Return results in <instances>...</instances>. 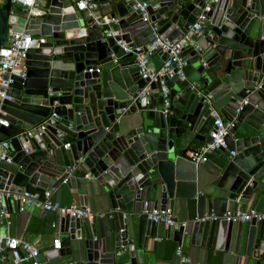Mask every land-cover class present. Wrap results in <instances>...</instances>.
Here are the masks:
<instances>
[{"label": "water", "instance_id": "95a60500", "mask_svg": "<svg viewBox=\"0 0 264 264\" xmlns=\"http://www.w3.org/2000/svg\"><path fill=\"white\" fill-rule=\"evenodd\" d=\"M2 1L0 46L9 26L44 42L27 50L26 76L14 78L7 92L11 100L0 107V118L9 124L0 127V141H10L12 157L9 170L0 168V190L43 200L45 191L64 185L76 191L80 206L90 200L101 213L94 219L101 240H92L93 223L61 217L60 249L45 256L119 264L128 253L136 264L143 229L147 235L155 228L140 214L142 204L152 200L154 207L165 208L179 199L196 216L185 227L166 229L174 241L180 244L189 234L191 244L225 251L232 244L234 252L244 243L251 257L256 226L264 224L252 220L245 231L243 223L220 217L249 200L255 210L264 200V0H98L103 14L116 21L105 28L61 0H45L39 16ZM142 1L149 2V21L134 8ZM206 4L209 20L216 11L215 20L182 51L185 80L162 78L166 108L161 79H141L133 48L146 52L152 24L161 38L180 40ZM120 41L132 51L123 54ZM167 57L158 53L150 67L159 70ZM212 112L234 121V127L225 147L195 165L185 153L197 143H211ZM52 114L60 118L54 126L16 138ZM65 138L72 141L69 148ZM44 214L50 231L55 214ZM8 254L0 253V264H11Z\"/></svg>", "mask_w": 264, "mask_h": 264}, {"label": "built area", "instance_id": "2783aa9c", "mask_svg": "<svg viewBox=\"0 0 264 264\" xmlns=\"http://www.w3.org/2000/svg\"><path fill=\"white\" fill-rule=\"evenodd\" d=\"M19 4L21 7L27 9L28 13L34 16L41 15L38 7L44 0H11ZM74 4L75 10L80 12H85L87 18L92 19V23L98 27H111L115 20H109L106 15L102 13V4L98 0H68ZM149 6V2L142 1L135 4V9H139L141 13V18L143 21H149L150 16L146 11ZM211 11L209 4L202 7L200 14L196 17V21L189 27L188 32L178 41H170L166 38H161L158 34V27L156 24H152V34L153 39L147 45L146 52H142L140 47H134L136 56V66L139 69V74L141 79L148 80L150 82L156 81L160 78L161 93L164 99V106L167 108V94L168 88L165 85L162 78L165 76L169 80H179L184 81L185 75L183 68L185 63L181 59V53L185 47L193 45L191 40L192 36L202 37V28L204 25L215 20V12L213 11V16L208 18L207 14ZM117 34L112 31L108 33ZM44 38L38 37L33 38L30 35H25L24 33H16L11 29L7 31V37L5 42L0 46V107L2 101L11 100L10 96L7 94L11 85L14 83V78H25L26 76V52L31 46H35L39 43H43ZM123 54L129 53L132 49L121 41L118 42ZM158 53H167L168 57L164 61L162 67L159 70L151 68L150 64L155 55ZM148 92V87H146L139 95L142 96ZM212 117L214 118V123L212 130L209 132V137L212 140L211 143L200 145L198 148L189 150L185 153V159L194 163L195 165L203 164L207 161V154L213 152L214 150L225 147V137L229 131L234 127V121H225L217 113L212 112ZM59 117L56 114H52L44 122L25 133L19 134L16 138L21 141L24 138L32 137L34 132L42 133L49 126H54L58 121ZM7 121L0 118V127H8ZM10 141L4 140L0 141V164H12V157L9 153ZM65 148H69V144H65ZM233 155V153H231ZM69 175L72 174L73 168L69 167L67 169ZM66 182L64 179L63 184ZM55 189H50L45 191L43 195V200L38 199V195H32L28 192H23L21 194L12 193L8 190H0V224L4 227H8L9 222V208L7 201L15 200L18 203V211L23 212L28 208H35L43 212H53L60 217H71L77 219H84L89 223L93 222L94 219L100 217V215L93 214L86 207L80 205H61L58 201L52 199V194ZM141 215L144 218L153 223L160 224L166 229L169 227L179 228L185 227L187 222L178 221L170 207L159 208L154 207L149 202H144L141 208ZM221 219L227 222L233 223H249L255 220L257 223L264 224V211L256 210H235L228 211L223 214ZM216 219V217H204L201 220ZM198 220V219H196ZM53 250L60 249L59 238L53 240L52 244ZM9 250L11 254V259L14 264H19L22 261H26L28 264H44L40 259V253L37 247L25 240L10 237L7 235L0 236V253ZM257 254L259 256L264 255V236L259 244ZM176 255L181 258L182 262H189L187 258L182 256L180 249L176 251ZM68 264V263H63Z\"/></svg>", "mask_w": 264, "mask_h": 264}, {"label": "crops", "instance_id": "0c3cea01", "mask_svg": "<svg viewBox=\"0 0 264 264\" xmlns=\"http://www.w3.org/2000/svg\"><path fill=\"white\" fill-rule=\"evenodd\" d=\"M45 1V0H44ZM43 1V2H44ZM66 3V6H73L72 2L68 0H61ZM1 4L2 0H0ZM75 9V7H74ZM103 13V11H102ZM81 14L87 17L85 12ZM11 27H8V30ZM221 116V115H220ZM223 118V116H221ZM67 143L72 141L69 138H65ZM200 145H195L198 148ZM11 151L9 150V153ZM12 164H0V168L9 170ZM207 192L203 190L202 193ZM52 199L58 201L61 205H79L78 197L76 191L70 190L64 185L55 188ZM152 204V200L148 201ZM252 200H249L246 206H242L239 210L248 211L250 210ZM167 207H170L178 221L190 222L192 221L196 214L194 208L183 200H171L168 202ZM9 208V226L4 227L0 224V236H10L25 240L34 244L39 250V259L44 264H55L59 262H64L68 264H90L84 257L80 260L78 257L73 255L58 256L56 258L49 259L45 256L46 252L52 251L53 240L60 238L61 234L57 228V221L61 218L55 214L54 226L50 231H47L46 224L47 218L43 211L37 210L35 208H28L23 212L18 211V203L15 200H10ZM93 214L100 215V211L96 210L91 201L86 207ZM256 211H264V200H262L256 207ZM141 214V211H140ZM97 219V218H96ZM94 224V228L91 229L92 240L99 241L102 239V233L100 231L99 224L97 220L91 222ZM244 230L247 231L250 226L249 223H243ZM262 229V230H261ZM264 236V226L260 227V224L256 226V235L254 242V252L251 257L245 255V244L238 248L237 252H234V247L232 244L229 245L228 251L215 250L213 248H207L202 246L201 243L191 244L190 235L185 234L182 238V242L178 244L174 241L173 236L166 232V228L160 224H156L153 232H148L145 235V229L142 231L141 246L135 249L136 251V264H264V255L259 256L257 250L259 244ZM135 240L137 236L134 237ZM180 249L182 256L187 258L189 262H182L181 258L176 255V251ZM11 264H14L11 259V254H8ZM19 264H28L26 261H22ZM119 264H131V259L128 253H125L124 260Z\"/></svg>", "mask_w": 264, "mask_h": 264}, {"label": "trees", "instance_id": "16d2710c", "mask_svg": "<svg viewBox=\"0 0 264 264\" xmlns=\"http://www.w3.org/2000/svg\"><path fill=\"white\" fill-rule=\"evenodd\" d=\"M64 262H59V263H55V264H63Z\"/></svg>", "mask_w": 264, "mask_h": 264}]
</instances>
